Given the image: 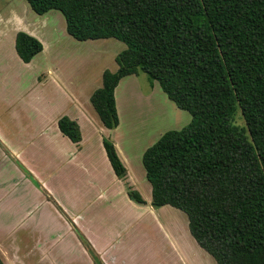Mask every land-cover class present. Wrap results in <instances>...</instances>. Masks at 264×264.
Masks as SVG:
<instances>
[{"label":"trees","instance_id":"obj_1","mask_svg":"<svg viewBox=\"0 0 264 264\" xmlns=\"http://www.w3.org/2000/svg\"><path fill=\"white\" fill-rule=\"evenodd\" d=\"M25 1L37 15L59 11L75 40L125 45L117 71L105 70L90 98L105 128L119 124V81L138 72L191 115L143 153L151 206L183 212L191 236L216 264H264V0ZM41 50L37 39L16 34L22 62ZM237 111L243 127L235 123ZM57 125L80 142L75 122L62 117ZM103 147L124 179L113 143L104 139ZM127 194L144 203L138 192Z\"/></svg>","mask_w":264,"mask_h":264},{"label":"crops","instance_id":"obj_2","mask_svg":"<svg viewBox=\"0 0 264 264\" xmlns=\"http://www.w3.org/2000/svg\"><path fill=\"white\" fill-rule=\"evenodd\" d=\"M23 11L26 8L12 6L8 15L0 18L2 263L216 264L189 228L185 232L175 208H153L151 186L147 197L128 177L130 131L126 136L120 132L126 108L120 87L123 84L124 94L139 106L150 104L148 111L153 106L151 94L143 93L138 82H123L138 73L122 78L115 88L117 128H105L90 102L91 95L102 87L103 72L117 71L115 57L125 45L113 54L115 64L91 74L89 56L78 53L82 48L79 42L85 41L74 43L65 38L62 50L61 40L46 41L45 30L52 17L35 21L26 18ZM51 11L56 10L43 15ZM18 32L42 44L41 52L29 63L22 62L15 51ZM92 48L98 52V46ZM11 63L19 66V72L8 77ZM90 63L93 67L92 60ZM157 85L155 81L150 84V93ZM62 117L77 124L81 135L78 144L60 132L57 122ZM104 139L113 143L126 169L124 179L114 174ZM134 144L133 140L132 147ZM128 189L138 192L144 203L132 201Z\"/></svg>","mask_w":264,"mask_h":264},{"label":"rangeland","instance_id":"obj_3","mask_svg":"<svg viewBox=\"0 0 264 264\" xmlns=\"http://www.w3.org/2000/svg\"><path fill=\"white\" fill-rule=\"evenodd\" d=\"M12 6L16 7L18 10L26 8L27 11H23L26 18L35 21L52 17V19H49V28L45 30L46 35L49 37L46 38L48 43L51 44L53 41L61 40L60 47L64 50L63 47L67 41L65 38H71L74 43L79 42L67 34L65 29V20L58 11H51L48 15L38 16L30 9L25 0H0V18H5ZM79 43L82 44V48L78 53H86L89 56L88 68L89 71L93 69V73L91 74L99 72L102 67L104 69H109L113 64H115L113 61V54L124 48V44L115 39L88 40ZM95 45L99 47L97 53H95L96 51H92V46ZM93 58L95 61L94 63ZM90 60H92L94 65L93 67L91 66L92 64L90 63ZM39 62L43 64L44 57H41ZM9 69L11 74H9L8 77L11 75L14 76V74L19 72V66L16 64L14 65L13 63H11V67ZM12 69L16 70L13 72ZM129 81L138 82V85L141 87L143 93L148 95L151 94L152 97L153 106L152 109L148 111L150 104L147 106V103H144V105L139 106L137 101L129 100L127 94H124L123 84V87H120L123 99L126 100V108L121 116L120 132L126 136L128 134V130L130 131V152L132 156L130 159L131 164L129 165L128 177L136 181L140 187V191L143 195L148 197L150 185L145 178V171L142 165L143 152L157 141L159 134L164 131L180 130L188 125L191 121V115L188 112L178 109L162 91L159 85H157L156 89L150 93L149 89L151 82L146 74L138 72L137 76L135 75L129 77L123 82L125 84ZM235 123L239 127L244 126L243 121L240 118L239 111H237ZM133 140L135 144L132 147ZM124 146L125 148H128V143L125 142ZM174 211L178 212L179 217L182 218L185 232L188 233L187 218L185 214L177 209H174Z\"/></svg>","mask_w":264,"mask_h":264}]
</instances>
